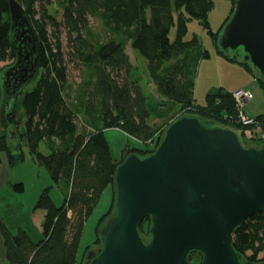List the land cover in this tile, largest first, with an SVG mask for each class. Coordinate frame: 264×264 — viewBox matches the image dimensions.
I'll return each instance as SVG.
<instances>
[{
    "label": "trees",
    "instance_id": "16d2710c",
    "mask_svg": "<svg viewBox=\"0 0 264 264\" xmlns=\"http://www.w3.org/2000/svg\"><path fill=\"white\" fill-rule=\"evenodd\" d=\"M11 1L0 0V63L12 62L7 69L16 60L10 33ZM13 1L23 8L35 32L38 73L33 89L24 91L31 81L5 107L3 117L10 133L0 120V165L2 156H6L10 168L24 163L26 148L32 162L46 171L53 186L43 190L35 206V211L45 213L39 242L35 243L23 230L11 233L0 218L7 264H79L85 225L104 192L111 188L112 205L96 228L94 245H102L99 232L115 213L114 178L118 167L130 155L141 159L153 155L167 128L184 116H196L211 127L239 131L246 148L263 145L245 139V129L237 122L233 93L224 89L208 93L203 106L194 98L198 65L211 55L196 36L186 41L190 21H197L211 36L219 57L243 66L264 91L258 72L254 75L250 65L225 56L218 47L235 0H222L232 7L216 33L209 16L219 0ZM54 5L56 11L51 14L49 8ZM91 18L110 32L106 42L91 29ZM174 27L176 38L172 42L170 33ZM64 32L67 55L63 50ZM128 45L145 60L146 73L160 102L146 95L138 68L127 54ZM170 62L173 65L166 67ZM71 63L91 76L84 84L80 109L67 97ZM254 119L264 131V115ZM109 130L121 131L135 141V146L127 144L116 159L105 136ZM43 145L47 154L41 152ZM11 187L18 194L25 192L22 183ZM54 187L64 198L60 207L51 197ZM151 226L150 218L139 223L144 242L150 240ZM232 244L244 263L264 264V212L237 229ZM201 261L195 253L189 256V264Z\"/></svg>",
    "mask_w": 264,
    "mask_h": 264
},
{
    "label": "water",
    "instance_id": "95a60500",
    "mask_svg": "<svg viewBox=\"0 0 264 264\" xmlns=\"http://www.w3.org/2000/svg\"><path fill=\"white\" fill-rule=\"evenodd\" d=\"M9 16L16 60L1 81L0 106L8 133L5 107L38 73L31 22L13 0ZM218 47L264 83V0L234 1ZM241 138L235 129L184 116L153 155H130L115 174V213L99 232L102 247L88 251L85 264H189L193 253L201 264H246L232 241L264 212V145L246 148ZM144 218L151 219L149 242L138 230Z\"/></svg>",
    "mask_w": 264,
    "mask_h": 264
},
{
    "label": "rangeland",
    "instance_id": "374dc122",
    "mask_svg": "<svg viewBox=\"0 0 264 264\" xmlns=\"http://www.w3.org/2000/svg\"><path fill=\"white\" fill-rule=\"evenodd\" d=\"M227 6H229V9L231 10L232 6L230 2L219 0L216 5V9L213 10L212 14L209 16L211 29L214 33L221 29L223 22L229 17ZM49 10L51 14H55L56 6L54 5L50 7ZM89 22L91 29L101 37L102 42H106L109 38H111L110 32L103 26L102 23L92 18ZM187 26L188 36L186 41H190L196 36L202 47L211 55L210 59L203 60L198 65L194 90V98L197 104L203 106L205 104L207 94L215 92L219 89L228 90L232 93L243 91L251 93L253 96L251 103L249 102L244 108L246 115L252 119H254L255 113H263L264 115V91L260 89L253 75L247 72L243 66L230 63L219 57L216 53L211 36L207 34L197 21H190ZM175 38L176 28L174 27L171 29L170 39L173 42ZM62 42L64 53L67 55L69 53V48L67 44L66 32L62 35ZM127 54L130 56L133 66L138 68V75L141 78V83L145 89L146 95L149 96L151 101H154L155 103L160 102L158 101L156 89L146 73L145 60L136 51H134L130 45L127 47ZM10 65H12V62L0 63V95L1 81L6 73V69ZM171 65H173V62L167 63L166 67H170ZM68 69L69 86L67 97L77 109H80V98L83 93V87L86 82L90 81L91 76L90 74L85 73L81 66L76 64H69ZM35 84L36 80L27 85L24 91L27 92L32 90ZM156 122L159 124L158 121H154V123ZM106 138L111 146L112 154L115 158H120L122 151L125 149L128 142H130L131 146L135 145V141L132 138H128L124 133L118 130L107 131ZM23 152L25 156H27V160L15 167L11 185L13 186L15 184L22 183L24 185L25 192L23 194H18L12 189V187H10V189L0 193V218L3 220L4 224L11 233L16 234L22 226L29 231L30 235L34 239H36L37 235L40 234L39 230L41 228V224L40 221L37 224V220H35V218L37 219L40 214L37 213L38 211H35V206L40 196L37 198V188H39V186L34 185H37L38 183L42 184L43 178L38 180V175H35V172L33 171V166L35 164L28 156V150L24 148ZM41 152L43 154L48 153L45 145L41 146ZM46 176L48 177V175ZM53 194L57 199L56 203L58 207H60L64 201L63 196L57 188ZM112 200L113 192L110 188V190L102 196L94 213L89 217L84 228L80 245L79 264H85L86 256L88 254V252L86 253L87 248L97 252L102 247L101 244L94 245L97 236L96 228L101 218L109 211L112 205ZM0 264L7 263L0 262Z\"/></svg>",
    "mask_w": 264,
    "mask_h": 264
},
{
    "label": "crops",
    "instance_id": "0c3cea01",
    "mask_svg": "<svg viewBox=\"0 0 264 264\" xmlns=\"http://www.w3.org/2000/svg\"><path fill=\"white\" fill-rule=\"evenodd\" d=\"M217 3H218V1L216 2V4H215V9H216V5H217ZM214 9V10H215ZM227 10H228V15H230V12H231V10L229 9V6H227ZM230 10V11H229ZM212 14V13H211ZM210 14V15H211ZM197 85V84H196ZM197 87V86H196ZM228 91V90H227ZM228 92H230V91H228ZM230 93H232V92H230ZM251 96H252V94H251ZM253 100V96H252V99H251V101ZM251 101H250V103H251ZM246 114V113H245ZM261 115H263V113H258V114H256L255 113V115H254V118H257V117H259V116H261ZM82 116V115H81ZM106 134H107V131L105 132V136H106ZM129 138V137H128ZM108 141V140H107ZM109 143V142H108ZM127 144H129L130 145V142H128ZM110 145V144H109ZM131 146V145H130ZM135 145H133V147H134ZM111 147V146H110ZM112 151V150H111ZM116 159H118V158H116ZM32 165H34V164H32ZM22 167V166H21ZM34 168H33V171L35 172V175L37 174L38 175V180H40V179H42L43 178V181H42V184L41 183H38L37 185L35 184L34 186H39V188H37V198L41 195V193L43 192V190L44 189H46V188H48V187H52L53 185H52V183H51V180L49 179V177H47L46 175H47V173L43 170V169H41V168H38L37 166H33ZM14 170H15V167L14 168H10L9 167V165H8V161H7V158H6V156H2V164L0 165V193H3L4 191H6L7 189H10V187H11V183H12V178H13V172H14ZM44 173H46V174H44ZM55 187L53 188V190H52V193H51V197H52V199H53V201H54V203H55V205L56 206H58L57 205V199L55 198V196H54V192H55ZM110 190V188H108L105 192H104V194L107 192V191H109ZM113 192V191H112ZM103 194V195H104ZM37 213H40L39 214V216H38V218L36 219L35 218V220H37V224H38V222L40 221V226H42V223H43V220H44V217H45V213L43 212V211H38ZM19 230H23V231H25L29 236H30V238L35 242V243H37V242H39L41 239H42V230H41V228H40V234H38L37 235V238L36 239H34L31 235H30V233H29V231L26 229V228H24V227H20V229ZM40 235V236H39ZM0 262L1 263H7L6 262V258H5V249H4V246H3V239H2V236H1V233H0Z\"/></svg>",
    "mask_w": 264,
    "mask_h": 264
},
{
    "label": "built area",
    "instance_id": "2783aa9c",
    "mask_svg": "<svg viewBox=\"0 0 264 264\" xmlns=\"http://www.w3.org/2000/svg\"><path fill=\"white\" fill-rule=\"evenodd\" d=\"M233 99L238 111L237 122L245 129V139L249 142L253 141L254 143L264 144V131H262V126L255 119L249 118L244 112L245 106L252 99L251 93L238 91L233 93Z\"/></svg>",
    "mask_w": 264,
    "mask_h": 264
},
{
    "label": "bare ground",
    "instance_id": "6f19581e",
    "mask_svg": "<svg viewBox=\"0 0 264 264\" xmlns=\"http://www.w3.org/2000/svg\"><path fill=\"white\" fill-rule=\"evenodd\" d=\"M264 145V144H263Z\"/></svg>",
    "mask_w": 264,
    "mask_h": 264
}]
</instances>
